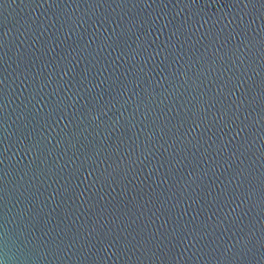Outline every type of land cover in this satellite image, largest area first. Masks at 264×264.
Returning <instances> with one entry per match:
<instances>
[{
  "label": "water",
  "instance_id": "obj_1",
  "mask_svg": "<svg viewBox=\"0 0 264 264\" xmlns=\"http://www.w3.org/2000/svg\"><path fill=\"white\" fill-rule=\"evenodd\" d=\"M0 264H264V0H0Z\"/></svg>",
  "mask_w": 264,
  "mask_h": 264
}]
</instances>
